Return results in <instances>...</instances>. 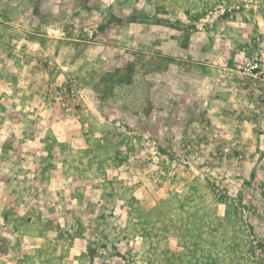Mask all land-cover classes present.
Returning a JSON list of instances; mask_svg holds the SVG:
<instances>
[{
    "label": "rangeland",
    "instance_id": "rangeland-1",
    "mask_svg": "<svg viewBox=\"0 0 264 264\" xmlns=\"http://www.w3.org/2000/svg\"><path fill=\"white\" fill-rule=\"evenodd\" d=\"M0 264H264V0H0Z\"/></svg>",
    "mask_w": 264,
    "mask_h": 264
},
{
    "label": "built area",
    "instance_id": "built-area-1",
    "mask_svg": "<svg viewBox=\"0 0 264 264\" xmlns=\"http://www.w3.org/2000/svg\"><path fill=\"white\" fill-rule=\"evenodd\" d=\"M256 67H257V66L255 65V67H252V69H253V68H256Z\"/></svg>",
    "mask_w": 264,
    "mask_h": 264
}]
</instances>
